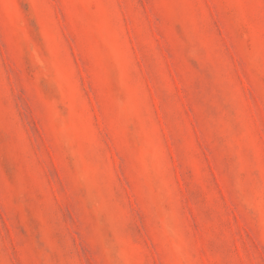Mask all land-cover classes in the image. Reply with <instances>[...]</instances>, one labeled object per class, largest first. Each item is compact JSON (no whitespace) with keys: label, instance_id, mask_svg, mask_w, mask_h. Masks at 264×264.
Listing matches in <instances>:
<instances>
[{"label":"rangeland","instance_id":"rangeland-1","mask_svg":"<svg viewBox=\"0 0 264 264\" xmlns=\"http://www.w3.org/2000/svg\"><path fill=\"white\" fill-rule=\"evenodd\" d=\"M0 264H264V0H0Z\"/></svg>","mask_w":264,"mask_h":264}]
</instances>
